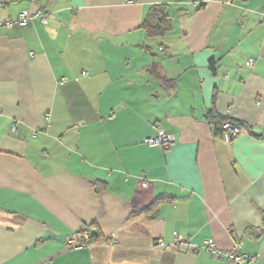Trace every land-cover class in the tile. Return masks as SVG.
<instances>
[{
  "label": "crops",
  "instance_id": "crops-1",
  "mask_svg": "<svg viewBox=\"0 0 264 264\" xmlns=\"http://www.w3.org/2000/svg\"><path fill=\"white\" fill-rule=\"evenodd\" d=\"M154 4L169 6L164 36L141 28ZM0 5L4 20L49 13L0 29V264H225L158 244L176 233L241 241L264 264V0ZM209 110L240 136L226 142ZM161 128L169 149L145 143ZM85 230L94 242L75 248Z\"/></svg>",
  "mask_w": 264,
  "mask_h": 264
},
{
  "label": "built area",
  "instance_id": "built-area-1",
  "mask_svg": "<svg viewBox=\"0 0 264 264\" xmlns=\"http://www.w3.org/2000/svg\"><path fill=\"white\" fill-rule=\"evenodd\" d=\"M134 1L135 0H124V2L127 4H132L134 3ZM197 6L199 5L197 4ZM34 22H40L42 25H48L49 13L44 9H39L36 11L23 9L19 12L15 19H0V29L12 30L15 27H25L31 25ZM256 63L257 60L255 58H251L248 61V65L251 67H254ZM67 81L68 78L65 76L62 77L60 83H66ZM221 129L222 138L229 143L237 139L242 132L239 126L230 121H226L225 123H223ZM12 130L16 131L15 125L12 127ZM176 140L177 138L173 133H170L161 128L154 136L147 137L145 139V143L151 146H163L169 149L176 143ZM91 234V231L85 230L80 235L75 234L70 242L73 243L75 248H82L84 246H87V244L80 242L78 236H81L84 240H89ZM158 244L165 249H169L171 247L176 248V250L179 252L192 250L194 253H198L203 250L206 253L210 254L212 257L223 260L225 264H257V259L255 256H252L243 251V245L241 241H237L232 249H223L216 244L213 238L207 239L205 244L200 246L190 243L189 240L176 233L171 243H166L163 240H159Z\"/></svg>",
  "mask_w": 264,
  "mask_h": 264
},
{
  "label": "trees",
  "instance_id": "trees-1",
  "mask_svg": "<svg viewBox=\"0 0 264 264\" xmlns=\"http://www.w3.org/2000/svg\"><path fill=\"white\" fill-rule=\"evenodd\" d=\"M168 7L169 6L167 4H154L151 6L149 12L147 13L141 25V28L148 34V36L150 37L164 36L171 30L172 17L168 13ZM163 82L167 85V87H173L172 83H174V80L164 78ZM205 117L211 124L216 125L217 127L220 125L218 129L220 130V133L222 130L221 129L222 124L228 120L227 118L218 115L214 110H209L208 112H206ZM232 123L236 124L237 126L241 125L239 122H232ZM102 182L103 181L100 180H94L92 184L94 185V188L99 191L104 188V184ZM160 201L161 198L156 199L149 206L137 212L144 213L146 215H149L150 217H153L157 212V207H158L157 205L159 204ZM254 230L255 229L253 228H249L248 233H251ZM78 239L80 242L86 243L88 245L91 242H94L93 240L95 239V234L92 232L89 240H84L82 239V237H79Z\"/></svg>",
  "mask_w": 264,
  "mask_h": 264
},
{
  "label": "rangeland",
  "instance_id": "rangeland-1",
  "mask_svg": "<svg viewBox=\"0 0 264 264\" xmlns=\"http://www.w3.org/2000/svg\"><path fill=\"white\" fill-rule=\"evenodd\" d=\"M83 232H84V231H83ZM83 232H82V233H83ZM82 233H81V234H82ZM79 235H80V234H79ZM78 237H81V236H78Z\"/></svg>",
  "mask_w": 264,
  "mask_h": 264
}]
</instances>
